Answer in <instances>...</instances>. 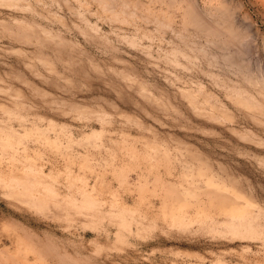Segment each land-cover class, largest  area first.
<instances>
[{"label": "rangeland", "instance_id": "374dc122", "mask_svg": "<svg viewBox=\"0 0 264 264\" xmlns=\"http://www.w3.org/2000/svg\"><path fill=\"white\" fill-rule=\"evenodd\" d=\"M0 264H264V0H0Z\"/></svg>", "mask_w": 264, "mask_h": 264}, {"label": "bare ground", "instance_id": "6f19581e", "mask_svg": "<svg viewBox=\"0 0 264 264\" xmlns=\"http://www.w3.org/2000/svg\"><path fill=\"white\" fill-rule=\"evenodd\" d=\"M224 198V197H223ZM228 199V198H227ZM228 201V200H227ZM231 201V200H230ZM232 201H233V199H232ZM217 202H218V200H217ZM226 202V201H225ZM236 212L238 211V210H235Z\"/></svg>", "mask_w": 264, "mask_h": 264}]
</instances>
